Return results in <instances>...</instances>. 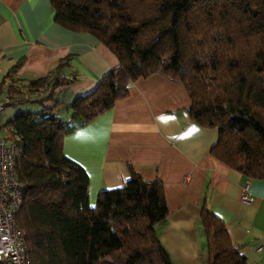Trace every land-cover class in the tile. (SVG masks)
I'll return each instance as SVG.
<instances>
[{"label": "trees", "instance_id": "1", "mask_svg": "<svg viewBox=\"0 0 264 264\" xmlns=\"http://www.w3.org/2000/svg\"><path fill=\"white\" fill-rule=\"evenodd\" d=\"M55 21L92 34L119 64L96 88L65 101L74 78L62 74L70 57L45 77L7 85L12 104L38 103L0 124L11 141L23 190L16 222L32 264H174L157 225L169 214L161 180L130 166L129 179L99 191L90 203V175L64 152V139L130 93L139 78L157 73L184 83L188 111L215 128L211 153L244 176L264 180V0H50ZM16 64L0 83L15 72ZM50 95H39L43 86ZM209 264H249L225 222L203 204ZM5 264V263H2Z\"/></svg>", "mask_w": 264, "mask_h": 264}, {"label": "crops", "instance_id": "2", "mask_svg": "<svg viewBox=\"0 0 264 264\" xmlns=\"http://www.w3.org/2000/svg\"><path fill=\"white\" fill-rule=\"evenodd\" d=\"M66 57L61 73L74 81L58 95L66 102L61 116L75 97L96 88L118 57L92 34L57 23L50 0H0V83L18 63L6 83L45 77ZM191 102L180 80L161 73L139 78L111 110L66 135L64 152L88 171L91 205L99 191L122 186L130 166L148 181H162L169 214L157 229L174 264H209L205 203L232 240L244 244L249 264H264V180L244 176L211 153L218 131L191 118ZM246 183L250 203L240 198Z\"/></svg>", "mask_w": 264, "mask_h": 264}, {"label": "built area", "instance_id": "3", "mask_svg": "<svg viewBox=\"0 0 264 264\" xmlns=\"http://www.w3.org/2000/svg\"><path fill=\"white\" fill-rule=\"evenodd\" d=\"M51 85L41 87L37 94L50 95ZM8 96L0 94V118L5 113ZM244 202H252L249 184L246 183L240 194ZM23 203V190L14 167L13 152L9 138L0 127V264H32L26 238L16 222V215ZM263 248L258 247L261 251Z\"/></svg>", "mask_w": 264, "mask_h": 264}, {"label": "rangeland", "instance_id": "4", "mask_svg": "<svg viewBox=\"0 0 264 264\" xmlns=\"http://www.w3.org/2000/svg\"><path fill=\"white\" fill-rule=\"evenodd\" d=\"M8 84L9 83L7 82L6 84H3V86L0 87V94L3 95V96H8L11 99V96L8 94V91H7V85ZM15 84L17 86H19L25 92L26 96H33L34 95V93L29 92L27 88L21 87L22 83L16 82ZM39 109H41L40 104L33 103V102L9 105L6 108L5 113L0 118V124L5 123L8 119L14 117L19 112H22V111H37ZM10 147H11V141H10ZM12 152H13V150H12Z\"/></svg>", "mask_w": 264, "mask_h": 264}, {"label": "snow or ice", "instance_id": "5", "mask_svg": "<svg viewBox=\"0 0 264 264\" xmlns=\"http://www.w3.org/2000/svg\"><path fill=\"white\" fill-rule=\"evenodd\" d=\"M161 119H165V117H161ZM83 135V134H82Z\"/></svg>", "mask_w": 264, "mask_h": 264}]
</instances>
